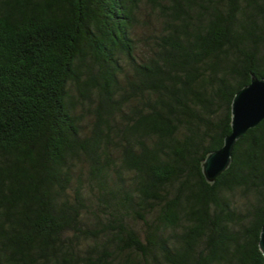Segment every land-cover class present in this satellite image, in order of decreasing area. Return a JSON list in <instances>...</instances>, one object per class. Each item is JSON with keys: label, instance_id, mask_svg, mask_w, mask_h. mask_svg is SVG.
<instances>
[{"label": "trees", "instance_id": "1", "mask_svg": "<svg viewBox=\"0 0 264 264\" xmlns=\"http://www.w3.org/2000/svg\"><path fill=\"white\" fill-rule=\"evenodd\" d=\"M253 75L264 0H0V264H264Z\"/></svg>", "mask_w": 264, "mask_h": 264}, {"label": "water", "instance_id": "2", "mask_svg": "<svg viewBox=\"0 0 264 264\" xmlns=\"http://www.w3.org/2000/svg\"><path fill=\"white\" fill-rule=\"evenodd\" d=\"M264 119V78L252 76L249 84L241 88L232 103V131L225 137L221 148L210 152L202 163L206 179L213 183L232 162L237 141ZM260 249L264 254V226L260 234Z\"/></svg>", "mask_w": 264, "mask_h": 264}, {"label": "rangeland", "instance_id": "3", "mask_svg": "<svg viewBox=\"0 0 264 264\" xmlns=\"http://www.w3.org/2000/svg\"><path fill=\"white\" fill-rule=\"evenodd\" d=\"M148 8V5L144 4L143 9L141 10L139 16H140V26L138 29H142L141 26H145V24L149 23V20L154 21L155 19V14L150 12ZM142 31V30H141Z\"/></svg>", "mask_w": 264, "mask_h": 264}]
</instances>
